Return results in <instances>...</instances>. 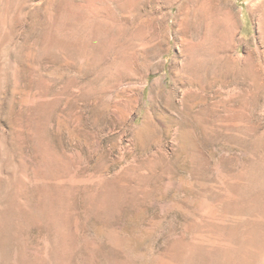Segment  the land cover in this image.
Segmentation results:
<instances>
[{"label":"rangeland","instance_id":"rangeland-1","mask_svg":"<svg viewBox=\"0 0 264 264\" xmlns=\"http://www.w3.org/2000/svg\"><path fill=\"white\" fill-rule=\"evenodd\" d=\"M203 2L0 0V264H264V36L184 69Z\"/></svg>","mask_w":264,"mask_h":264},{"label":"bare ground","instance_id":"bare-ground-1","mask_svg":"<svg viewBox=\"0 0 264 264\" xmlns=\"http://www.w3.org/2000/svg\"><path fill=\"white\" fill-rule=\"evenodd\" d=\"M203 5L205 7H198L194 10L193 20L191 19L194 21L192 22V35L196 42L189 45L188 61L184 69H191L199 74L204 67L210 65L219 70L216 72L218 75L224 77L231 73L241 75L251 72L248 67L247 69H233L228 60L221 56L223 47L230 45L235 38L236 23L230 12L226 11V7L221 6V0H204ZM251 10L252 14L257 17L260 33L264 36V0H252ZM200 11L203 12L202 15H200ZM188 32L187 26L181 31L182 45L188 42ZM255 54L257 55V53ZM254 58L259 57L255 56Z\"/></svg>","mask_w":264,"mask_h":264}]
</instances>
